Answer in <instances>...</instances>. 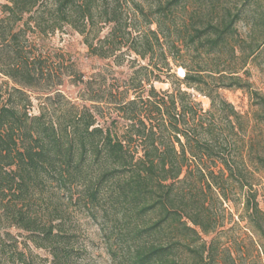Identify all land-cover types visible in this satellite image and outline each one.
Masks as SVG:
<instances>
[{
	"label": "trees",
	"instance_id": "1",
	"mask_svg": "<svg viewBox=\"0 0 264 264\" xmlns=\"http://www.w3.org/2000/svg\"><path fill=\"white\" fill-rule=\"evenodd\" d=\"M155 1L148 8L134 0H5L1 6L0 75L8 81L0 84V264H98L91 223L108 264H219L217 236L205 238L226 221L239 226L227 203L242 206L240 221L264 254V209L236 158V128L229 117L228 128H218L214 111L219 99L226 112L219 90L244 89L241 79L197 62L195 71L184 68L182 80L171 73L181 47L199 59L215 53L239 15L175 17L187 0ZM64 31L116 65L129 54L148 60L128 80L135 98L114 104L128 122L123 134L113 128L115 119L100 123L98 104L129 88L106 90L95 78H80L91 106L59 89L67 74H79L49 61L43 42ZM163 77L186 90L157 91L153 83ZM189 89L208 97L211 110L204 112ZM31 94L42 101L37 114ZM251 96L264 104L257 92ZM259 163L264 169V159Z\"/></svg>",
	"mask_w": 264,
	"mask_h": 264
},
{
	"label": "rangeland",
	"instance_id": "2",
	"mask_svg": "<svg viewBox=\"0 0 264 264\" xmlns=\"http://www.w3.org/2000/svg\"><path fill=\"white\" fill-rule=\"evenodd\" d=\"M142 3L145 8L153 4L155 0H134ZM156 2V1H155ZM5 0H0V18L2 17L1 6ZM175 17L189 18L196 14L197 18L211 16L215 19L225 17L228 13L239 15L232 31L227 36L225 43L211 56L203 55L202 58L194 57L192 51L186 46L179 49L176 66H172V75L182 80L185 69L195 71L198 67L196 62L206 70H226V74L234 73L239 77L240 84L244 89L225 88L219 90L220 98L230 107H225V113L220 112L219 99H217L215 114L218 128H228L229 117L233 120V127L236 128L234 141L238 148V161L245 166V175L254 190L258 192V200L264 209V169L259 163V158L264 159V104L257 97H252L251 92H257L264 98V0H187L185 5L175 10ZM139 30H144L145 26L139 25ZM155 28V27H153ZM109 27L105 28L104 34L109 32ZM138 32V31H137ZM43 55L49 58L52 63L63 62V68L71 72V67L78 72L79 76L67 74L64 77L63 85L59 88L61 92L73 103L77 105H88L92 103L83 100L85 82L92 78L99 81L102 86L109 89H119L129 92L126 95H119L116 98L104 97L99 108L105 117L100 119L104 126H110L113 119L117 124L113 128H118L119 135L123 134L128 122L120 119L115 111V102L121 100H133L135 93L130 87L129 78L134 70L141 66H147L148 60H140L133 54L125 55L118 63L114 64V59H101L89 54L83 39L78 34L71 31L57 32L48 37L43 42ZM157 58L155 62L161 63ZM150 68V67H149ZM101 74V78H96ZM163 81L154 82V87L159 92H172L181 88L186 90L185 85L179 84L174 77ZM8 80L0 75V84ZM230 81L224 80L220 84L227 85ZM147 84H144V87ZM96 88L99 85H95ZM149 88L148 86H146ZM195 101L201 105L204 112L211 110V100L204 94H198L194 90H188ZM107 94V93H106ZM33 101V113H38V108L42 102L37 94H31ZM259 97V98H260ZM101 98V97H100ZM103 98V95H102ZM123 100V101H124ZM220 110V111H219ZM235 112V115L231 114ZM235 194H237L235 192ZM236 206V207H235ZM225 204L229 213L233 215L234 221L238 222L236 228L231 229L233 223L226 221V225L217 233L206 237L209 242L217 236V256L219 264H264V254H262V243L258 237L247 226L246 222L240 221L239 214L242 206ZM85 222V220H84ZM97 223L88 225L90 237L98 244L96 254L98 264H108L104 248L97 236ZM13 234H18L16 229H8ZM264 250V249H263ZM45 256V253L39 251ZM231 256V257H230Z\"/></svg>",
	"mask_w": 264,
	"mask_h": 264
}]
</instances>
